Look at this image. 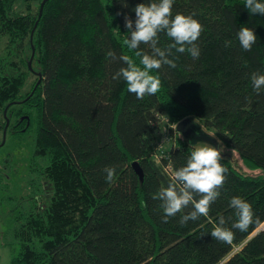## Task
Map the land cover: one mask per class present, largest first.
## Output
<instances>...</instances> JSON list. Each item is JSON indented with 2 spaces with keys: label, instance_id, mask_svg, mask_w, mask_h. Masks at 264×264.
I'll return each mask as SVG.
<instances>
[{
  "label": "trees",
  "instance_id": "obj_1",
  "mask_svg": "<svg viewBox=\"0 0 264 264\" xmlns=\"http://www.w3.org/2000/svg\"><path fill=\"white\" fill-rule=\"evenodd\" d=\"M41 2L23 0L19 13L18 0H0V133L8 120L15 140L32 134V202L6 236L19 245L10 264H264V228L256 232L264 224V88L257 95L251 83L252 73L264 74V15H253L245 0H174L173 17L191 15L203 26L199 58L173 49L168 58L176 67L153 70L160 90L138 100L122 77H113L127 67L121 55L142 67L124 44V16L134 22L133 9L150 0H47L38 20ZM241 27L257 36L251 51L237 39ZM158 40L162 49L173 43L164 32ZM140 50L151 54L148 45ZM162 116L175 124L193 117L261 174H243L222 157L226 180L208 215L181 225L190 204L162 222V201L152 197L172 181L164 166L174 173L193 150L177 134L168 160L154 158ZM106 167L116 170L111 182ZM43 181L49 194L35 197ZM236 196L251 205L253 223L232 229L231 243L213 239L221 216L228 228L237 220L229 204Z\"/></svg>",
  "mask_w": 264,
  "mask_h": 264
},
{
  "label": "clouds",
  "instance_id": "obj_2",
  "mask_svg": "<svg viewBox=\"0 0 264 264\" xmlns=\"http://www.w3.org/2000/svg\"><path fill=\"white\" fill-rule=\"evenodd\" d=\"M173 5L174 0H150L149 3H141L133 9L136 16L134 22L129 16H124L125 27L130 33V38L126 39L124 44L129 51H135V56L140 58L139 64L142 67L129 55H121L118 59L127 67L121 68L113 79L122 77L127 83L128 92L135 94L138 100H142L146 95H155L160 90L161 80L158 75L150 74L153 70H159L164 65L176 67L175 61L168 58L172 55L173 49L178 53L187 51L193 59L199 58L200 51L195 42L201 36L203 26L191 15L177 13L173 17ZM245 7L253 15H264V3L259 0H245ZM161 32L166 33L173 41L165 49L158 47V34ZM237 39L243 50L251 51L257 36L252 29L241 27L237 32ZM141 44L148 45L151 54L140 50ZM230 44L231 41H228L225 46ZM107 57L117 59L112 51L107 53ZM251 83L253 91L260 95L261 89L264 88V74L252 73ZM217 143L219 148L208 143H197L193 146L186 165L175 170L168 186L162 187L153 195V199L162 201L161 207L164 212L162 222L167 223L170 217H175L190 204L193 210L181 217L179 221L181 225L208 215L211 205L220 196L219 189L226 180L227 169L221 164L225 148L221 147V141L217 140ZM104 171L107 174L106 182H111L116 172L115 168L106 167ZM196 195L200 196L199 200L194 199ZM229 204L235 210L237 220L228 228L225 227V218L221 216L218 225L210 233L213 239L226 243H231L234 239L232 229L247 231L253 223L254 216L251 205L239 196L231 198Z\"/></svg>",
  "mask_w": 264,
  "mask_h": 264
},
{
  "label": "rangeland",
  "instance_id": "obj_3",
  "mask_svg": "<svg viewBox=\"0 0 264 264\" xmlns=\"http://www.w3.org/2000/svg\"><path fill=\"white\" fill-rule=\"evenodd\" d=\"M37 5V3L32 4L34 8ZM16 9L19 13L25 11L23 0H18ZM4 47L5 40L0 39V60L4 58ZM33 81L34 77H31L26 90H29L30 84ZM174 125L175 123L171 122L165 116H162L160 122L155 125L156 141L153 146V151L156 160H166L168 151L177 145L179 135H174L171 132ZM206 133L213 137L212 132ZM31 141L32 134L20 142L15 140L10 133L6 134L5 139L3 134L0 133V173H2L0 176V264H10L11 259L17 254L19 248L18 243L13 241H9V243L6 236L12 228L14 219L21 213V210L31 206L32 200L28 196L27 188V182L31 178L28 170L31 155ZM158 144H161V149L157 148ZM221 147L225 148L222 157L233 163L239 172L249 176L261 174L259 170L249 169L236 152L226 148L222 144ZM43 185L41 189L34 190L37 193L35 197L42 195L45 197V194L48 196L49 189L45 181H43ZM44 201L45 199H43ZM263 228L264 224L256 232Z\"/></svg>",
  "mask_w": 264,
  "mask_h": 264
},
{
  "label": "water",
  "instance_id": "obj_4",
  "mask_svg": "<svg viewBox=\"0 0 264 264\" xmlns=\"http://www.w3.org/2000/svg\"><path fill=\"white\" fill-rule=\"evenodd\" d=\"M46 1L47 0H42V2L40 4L38 20L40 19L41 15H42L43 7H44ZM37 23H38V21H37ZM37 23L35 24V27L32 31L31 40H32L33 33L37 27ZM33 56H34V49H32V57L28 63L29 69H31V62H32ZM37 76L39 77L38 83H40L39 74ZM8 125H9V121L7 120L6 127L3 131L4 139L6 136V130H7ZM176 132H177V134L182 136V138L184 140H186L191 147L195 146L197 143H208L213 147L219 148V144L217 143V140L214 137L210 136L208 133H206L204 131V129L201 127V125L198 122H196L193 117H188V118H185L182 121L178 122L176 125ZM132 168L135 171V173L139 176V178L142 179V172H141V169L139 168L138 164L133 163ZM255 234L256 233H254V235ZM254 235H252V236H254ZM252 236H251V238H252Z\"/></svg>",
  "mask_w": 264,
  "mask_h": 264
},
{
  "label": "built area",
  "instance_id": "obj_5",
  "mask_svg": "<svg viewBox=\"0 0 264 264\" xmlns=\"http://www.w3.org/2000/svg\"><path fill=\"white\" fill-rule=\"evenodd\" d=\"M176 125L177 124H175L173 127H172V133L175 135H177V132H176ZM157 148L158 149H161L162 148V146H161V144H158L157 145ZM157 149V150H158ZM159 151V150H158ZM166 160H168V157H166ZM164 171H165V173H167V175H169L171 178H172V176H173V172H172V168H171V166L169 165V163H167V165L165 164V166H164Z\"/></svg>",
  "mask_w": 264,
  "mask_h": 264
},
{
  "label": "flooded vegetation",
  "instance_id": "obj_6",
  "mask_svg": "<svg viewBox=\"0 0 264 264\" xmlns=\"http://www.w3.org/2000/svg\"><path fill=\"white\" fill-rule=\"evenodd\" d=\"M8 126H9V125H8ZM7 130H8V127H7ZM7 130H6V134L8 133ZM3 131H4V130H3ZM2 134H3V133H2Z\"/></svg>",
  "mask_w": 264,
  "mask_h": 264
}]
</instances>
